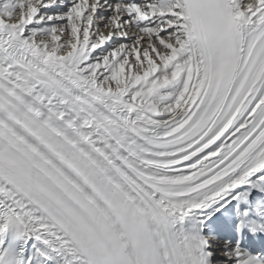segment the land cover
<instances>
[{"label":"snow or ice","instance_id":"1","mask_svg":"<svg viewBox=\"0 0 264 264\" xmlns=\"http://www.w3.org/2000/svg\"><path fill=\"white\" fill-rule=\"evenodd\" d=\"M0 264H264V0H0Z\"/></svg>","mask_w":264,"mask_h":264}]
</instances>
